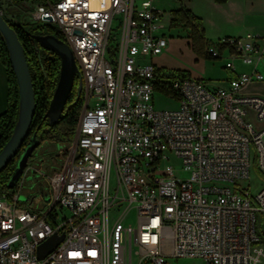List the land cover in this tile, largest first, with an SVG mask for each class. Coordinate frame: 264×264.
Here are the masks:
<instances>
[{
	"label": "built area",
	"instance_id": "obj_1",
	"mask_svg": "<svg viewBox=\"0 0 264 264\" xmlns=\"http://www.w3.org/2000/svg\"><path fill=\"white\" fill-rule=\"evenodd\" d=\"M162 1L19 2L26 20L58 25L82 79V106L68 147L38 142L17 188L0 192V264H133L134 255L137 264L264 263V97L243 92L263 79L264 34L209 41L208 59L231 71L236 61L252 66L210 88L147 60L169 44ZM157 93L177 107L155 108ZM252 150L263 177L255 186L245 183ZM175 159L188 176L176 173ZM32 170L51 193L41 213L17 206ZM131 209L135 227L124 224ZM55 234L62 241L39 258Z\"/></svg>",
	"mask_w": 264,
	"mask_h": 264
},
{
	"label": "trees",
	"instance_id": "obj_2",
	"mask_svg": "<svg viewBox=\"0 0 264 264\" xmlns=\"http://www.w3.org/2000/svg\"><path fill=\"white\" fill-rule=\"evenodd\" d=\"M4 1L22 0H0V10H2ZM36 1V0H33ZM40 1V0H39ZM224 2L226 0H216ZM7 21V20H6ZM17 32V35L23 45L24 54L30 70L35 94V107L32 123L29 130V136L23 147L27 143L30 136L35 135L38 142L44 140H52L68 143L74 138L75 128L81 112L82 97L78 90L73 88L70 92L66 105L58 119L51 121L46 116V112L50 105L54 91L56 89L59 75L61 59L59 55L52 50L42 46L34 37L35 34H55L54 31L41 32L34 27H24V23H10ZM171 27H183L189 30V47L198 58L208 59L205 54V47L209 41L205 38V30L202 21L194 15L190 9L184 5L172 10ZM51 29V28H50ZM53 30V29H51ZM58 38H62L60 32L55 34ZM0 54L3 64L6 66L8 77V99L7 109L0 115V151L10 135L12 134L18 115V87L16 77L11 66L10 57L6 48V44L0 34ZM189 75V73H186ZM75 75V80H76ZM23 147L19 153L12 159L7 167L0 172V192L8 190L9 179L15 169L16 161L21 154Z\"/></svg>",
	"mask_w": 264,
	"mask_h": 264
},
{
	"label": "rangeland",
	"instance_id": "obj_3",
	"mask_svg": "<svg viewBox=\"0 0 264 264\" xmlns=\"http://www.w3.org/2000/svg\"><path fill=\"white\" fill-rule=\"evenodd\" d=\"M39 1V0H36ZM16 4H12L11 1H4L2 7V14L4 18L10 23H24V27H34L41 32L54 31L55 34L59 32V27L53 22H43V21H28L26 20V8H24L19 2L14 1ZM178 1L172 2L170 0L159 2L158 5L161 8H165L164 20L167 21L171 16L170 9L175 8L178 5ZM23 19V20H22ZM25 20V21H24ZM53 30H51V29ZM189 30L183 27L167 28L166 35L169 38H173L169 41L168 47L165 49L164 54L156 55L150 57L149 61L157 64L158 66H164L165 70L170 71L171 75L175 74H186L189 72L192 77L198 78L205 82L208 87L213 88L215 86H222L225 83L223 78L226 76L227 70L224 68L223 60H208L198 58L193 55L192 51L189 49L190 40L186 37ZM198 58V60H196ZM74 90H78L79 86L77 84V79L74 81ZM256 82H251L243 89L245 93H259L255 91L254 88L257 87ZM153 105L157 109H174L177 107V102L175 99L168 98L162 94H155L153 98ZM55 148V144L51 145V148ZM58 149H66L68 143H59ZM35 155H38V151L35 150ZM175 169L176 173L180 176H188L187 171L182 170V165L179 160L175 159ZM36 165H40L36 163ZM45 165H41V171L46 172ZM52 168L56 166L51 165ZM263 177L259 170L257 162L254 160V150H252L251 156V169L250 177L245 183L249 185H257ZM45 177H43L39 171L32 170L30 174L25 177V187L19 192L18 197V207L27 209L31 212L37 211L42 212L48 208V204L51 201V193L45 186ZM16 186L9 188L10 191L16 189ZM33 197V200L31 199ZM124 224H131L133 227L137 225V214L135 209H131L126 215ZM260 222L257 224L258 232ZM133 264H137L136 256H133ZM140 264H148L145 259ZM169 264H203L199 259L193 258H177L170 259ZM264 264V263H263Z\"/></svg>",
	"mask_w": 264,
	"mask_h": 264
},
{
	"label": "water",
	"instance_id": "obj_4",
	"mask_svg": "<svg viewBox=\"0 0 264 264\" xmlns=\"http://www.w3.org/2000/svg\"><path fill=\"white\" fill-rule=\"evenodd\" d=\"M0 34L2 35L10 57L12 69L14 71L18 87V115L12 134L0 151V172L4 170L12 159L19 153L25 141L29 136V130L32 123L35 107V94L30 70L24 54L23 45L14 28L6 21L0 10ZM34 37L45 48L55 51L60 59L59 80L51 99L46 116L51 121H56L62 113L73 88L75 75L79 74L77 63L70 46L58 38L55 34H35ZM82 83L79 84L80 93ZM38 141L35 135L29 137L19 155L15 169L9 179L8 186L12 187L21 176L29 157L37 147ZM64 234L53 235L44 241L38 248L39 258H43L52 251Z\"/></svg>",
	"mask_w": 264,
	"mask_h": 264
},
{
	"label": "crops",
	"instance_id": "obj_5",
	"mask_svg": "<svg viewBox=\"0 0 264 264\" xmlns=\"http://www.w3.org/2000/svg\"><path fill=\"white\" fill-rule=\"evenodd\" d=\"M176 1L179 3L175 8L170 9V18L167 21L163 18L168 27H171L172 10L179 8L182 4L201 19L207 41H216L226 36H241L246 33L264 34V0H226L224 2L216 0H172V2ZM186 37L189 39V35ZM171 39L173 38H170L169 41ZM193 55L196 56L195 53ZM251 68L252 66L236 61L234 71L225 68L227 72L223 80L226 84L222 86L228 85L230 77L235 76L239 72L250 71ZM257 68L261 72L263 79L253 81L257 85L254 90L259 93L255 92L252 94L264 97V57L258 60ZM189 75L192 76L190 73ZM8 90L7 70L0 54V115L7 109Z\"/></svg>",
	"mask_w": 264,
	"mask_h": 264
},
{
	"label": "flooded vegetation",
	"instance_id": "obj_6",
	"mask_svg": "<svg viewBox=\"0 0 264 264\" xmlns=\"http://www.w3.org/2000/svg\"><path fill=\"white\" fill-rule=\"evenodd\" d=\"M61 40H64V39H62V38H60ZM76 79H77V84H78V86H79V84H80V82L82 83V79H81V76H80V74H76Z\"/></svg>",
	"mask_w": 264,
	"mask_h": 264
}]
</instances>
